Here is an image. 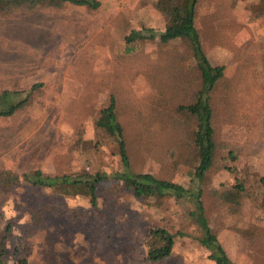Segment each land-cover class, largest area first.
<instances>
[{
	"label": "rangeland",
	"instance_id": "374dc122",
	"mask_svg": "<svg viewBox=\"0 0 264 264\" xmlns=\"http://www.w3.org/2000/svg\"><path fill=\"white\" fill-rule=\"evenodd\" d=\"M153 1L101 0L97 10L67 3L59 9L0 11V91L41 83L28 108L0 122V169L108 174L98 184L97 206L88 197L27 181L9 191L0 187V243L5 240L10 264H215L192 235L178 236L167 259H147L149 230L160 225L191 231L192 204L165 197L159 206L155 199L137 198L114 179L124 168L118 145L98 135L95 125L114 95L131 170L191 182L199 157L173 113L187 102L188 83L171 78L186 74L174 62L186 46L180 40L161 43L166 18ZM204 2L199 20L204 35H226L233 45L206 39L209 58L227 66L226 78L237 89L223 92L218 83L213 93L220 149L207 172L203 200L212 230L232 259L264 264V248L256 250L251 239L254 231L264 233V187L258 180L264 175V65L258 60L264 53V14L252 16L258 0ZM221 2L224 16L216 11ZM150 28L156 37L137 42L128 53L125 36L132 29L149 34ZM184 63L179 64L186 69ZM188 71L193 76V68ZM240 181L250 195L232 212L212 188ZM32 202L44 208L46 218L33 233Z\"/></svg>",
	"mask_w": 264,
	"mask_h": 264
},
{
	"label": "trees",
	"instance_id": "16d2710c",
	"mask_svg": "<svg viewBox=\"0 0 264 264\" xmlns=\"http://www.w3.org/2000/svg\"><path fill=\"white\" fill-rule=\"evenodd\" d=\"M67 3L86 6L92 10L99 9L102 4L101 0H0V11L13 13L22 9L36 10L46 7L59 9ZM153 4L166 18L165 29L160 34L161 43L166 44L173 40H180L186 46L184 54H180L174 60L175 69L185 70L186 74L182 75L177 71V74H173L171 78L177 84L183 79L182 77H185V80L187 78L186 83H188V90L185 91L187 102H180L173 113L177 122L182 124L187 132L185 143L193 144L199 157V163L192 172L191 182L188 184L161 178L151 171L134 172L131 170L124 126L118 120L117 101L114 95H111L109 103L101 108L99 116L96 118L97 133L112 138L117 143L124 168L116 172L114 179L131 188L137 198L143 201L155 199L159 206L163 205L165 197L192 204V207L187 211V218L193 219L194 222V227L191 228L192 232L187 231L189 229L173 232L168 227L160 225L149 230L144 240L148 260L160 262L167 259L174 250L178 236L192 235L208 250L209 258L215 264H240L232 259L224 244L213 232L203 200L204 189H206L203 184L207 172L215 164L216 155L220 149V143L217 139L218 130L213 93L217 89L218 83L219 85L222 83L223 92L237 89L233 84L234 81L226 78L227 66L214 64L210 60L205 40L213 38L218 44L227 43L229 45H231L232 40H228V38L226 40V35L220 34L221 30H218L220 35L217 37L213 36V33L212 35H204L199 22L202 15L201 10L205 4L204 0H154ZM217 5L216 11L219 12V15H226L225 9L220 7L224 5V2ZM253 10L252 16L254 18L264 14V0H258ZM149 31L151 33L148 34L143 30L132 29L125 36L126 51L128 53L133 52L136 50L137 42L156 37L153 28H150ZM258 60L264 65V53L258 55ZM180 61L187 63V66L184 63L186 69L179 64ZM249 67V64L243 65L244 69ZM188 68H193V76L190 75ZM166 73L171 72L167 71ZM40 86L41 83H34L25 89H2L0 91V122L11 117L14 118L19 112L28 108L29 104L32 103L34 93ZM106 177H108L106 172L93 173L86 169L75 173L56 174L45 172L42 169L15 171L2 168L0 169V187L4 191H9L21 181H27L37 188L49 187L58 194L88 197L92 205L97 206L99 201L98 184ZM258 180L264 187V175H261ZM212 192L221 203L227 204L232 212H238L250 195V188L244 181H240L232 186L222 183L218 187H213ZM30 212L33 224L31 232L33 233L45 226L46 218L44 208L35 202L30 204ZM7 229L10 230V228ZM192 229L198 233L194 234ZM251 239L254 240L252 244L256 250L260 249L259 246L264 248V233L254 231L251 234ZM0 264H10L7 259L5 240L0 243Z\"/></svg>",
	"mask_w": 264,
	"mask_h": 264
}]
</instances>
